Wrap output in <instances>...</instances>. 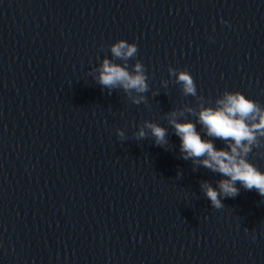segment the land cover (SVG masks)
<instances>
[{
    "label": "water",
    "instance_id": "obj_1",
    "mask_svg": "<svg viewBox=\"0 0 264 264\" xmlns=\"http://www.w3.org/2000/svg\"><path fill=\"white\" fill-rule=\"evenodd\" d=\"M105 59L147 91L101 85ZM236 92L264 110V0H0V264H264V197L214 207L226 177L171 124L226 149L198 114ZM245 159L264 172V135Z\"/></svg>",
    "mask_w": 264,
    "mask_h": 264
},
{
    "label": "clouds",
    "instance_id": "obj_2",
    "mask_svg": "<svg viewBox=\"0 0 264 264\" xmlns=\"http://www.w3.org/2000/svg\"><path fill=\"white\" fill-rule=\"evenodd\" d=\"M136 52L137 45L124 40L111 47V53L117 58H131ZM177 79L186 94H195L191 73L181 72L177 74ZM98 80L108 88L119 86L125 91L135 90L138 93H144L148 89L143 68L139 63L136 64L134 72H129L126 66L105 59L99 68ZM134 102L139 103V100ZM217 104V107L202 108L198 114V122L208 137L222 139L227 148L218 149L212 140L203 139L191 121L178 122L174 119L171 124L180 138L183 158L205 157L200 161L203 166L226 177L219 181L218 188L207 182L202 184L206 197L216 208L222 207L221 196L233 198L238 195L240 187H237V182L242 188L255 189L264 197V172L245 159L257 134L264 135V110L239 92L225 93ZM147 127L151 129L157 143L165 141L166 129L152 123L147 124ZM139 135H145L143 129Z\"/></svg>",
    "mask_w": 264,
    "mask_h": 264
}]
</instances>
